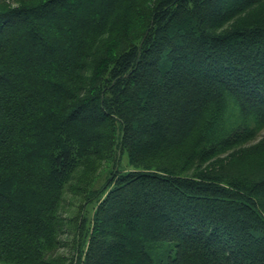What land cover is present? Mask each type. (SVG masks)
I'll use <instances>...</instances> for the list:
<instances>
[{"label": "trees", "instance_id": "1", "mask_svg": "<svg viewBox=\"0 0 264 264\" xmlns=\"http://www.w3.org/2000/svg\"><path fill=\"white\" fill-rule=\"evenodd\" d=\"M0 264H264V0H0Z\"/></svg>", "mask_w": 264, "mask_h": 264}, {"label": "rangeland", "instance_id": "2", "mask_svg": "<svg viewBox=\"0 0 264 264\" xmlns=\"http://www.w3.org/2000/svg\"><path fill=\"white\" fill-rule=\"evenodd\" d=\"M123 160H126V159H123ZM125 163H126V161L122 162V164H123L122 167H126V166H124ZM71 241H72V239L67 240V242H68L67 244L71 245ZM62 252H64L65 254H68V255L71 254L69 251V248L62 250ZM162 258H163V260H166V255H164Z\"/></svg>", "mask_w": 264, "mask_h": 264}]
</instances>
